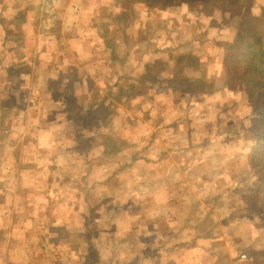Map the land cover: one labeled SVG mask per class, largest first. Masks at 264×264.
<instances>
[{
	"label": "crops",
	"instance_id": "0c3cea01",
	"mask_svg": "<svg viewBox=\"0 0 264 264\" xmlns=\"http://www.w3.org/2000/svg\"><path fill=\"white\" fill-rule=\"evenodd\" d=\"M109 1H4L0 26L7 16L11 20L17 17L9 12L21 11V17L13 20L19 24L23 42L7 44L11 36L4 21L0 130H6L0 135V196L4 197L0 202V264H254L250 254L264 251V236L259 237L264 223L252 212L255 194L236 180L235 164L240 161L218 156L219 150L209 145L212 139L211 143L204 138L195 140L202 130L212 129L205 128L203 102L207 95L226 87L225 70L224 77L217 78L213 64L206 63L214 57L207 54L209 58L202 60L204 43L195 41L187 49L196 53L195 59L177 71L171 56L165 61L163 55H157L185 52L184 44L172 46L167 40L172 31L168 14L155 24L154 30L165 32L154 51H147L150 39L140 37L137 26L130 37L122 29L115 40L112 33L119 19L113 11L119 9ZM131 4L130 22L139 26L140 11ZM145 10L143 26L150 30L154 13ZM124 14L120 13L121 22L126 19ZM90 21L99 27L89 33L85 30ZM224 29H231L228 41H221L222 45L212 42L218 49L224 45L223 52L216 51L222 70L235 33L233 27ZM142 41L144 47H140ZM133 56L138 59L134 61ZM154 59L158 64L152 63ZM203 69L206 76L201 79ZM189 78L201 79L208 86L194 87L195 92L190 93L182 86ZM34 84L40 88L35 89ZM81 98L83 105L78 104ZM61 125V130H70L65 144L58 135ZM234 126L228 125L227 131L235 132ZM93 133L102 137L98 143L93 142ZM107 133L121 135L108 141L104 140ZM93 143L101 148L103 164L96 173L99 178L94 177L95 171H87L101 182L96 219L85 220V214L94 208L88 199L82 221L76 220L73 203L62 211L59 205H41L37 211L45 213L42 219L31 215L36 210H23L12 203L10 208L8 196L12 199L13 193L8 172L17 160L47 165L68 160L70 164L83 149V172L95 170L90 164ZM61 148L68 150V159ZM87 154L90 160H86ZM246 160L244 157L243 164ZM70 172L76 174L79 169ZM84 175L77 178L81 188L70 180L76 175L69 174L65 189H48L54 190V196L64 190L70 197L79 188L87 198ZM219 179L231 181V187H224ZM17 210L29 214L16 218L12 213ZM64 229L70 235H59ZM86 229L92 231L90 240L85 238ZM255 229L259 232L253 238ZM87 243H94V248L82 252L81 246ZM235 243L251 244L241 251ZM71 244L76 246L74 251L62 253L72 249ZM243 253L248 254L247 259L242 258Z\"/></svg>",
	"mask_w": 264,
	"mask_h": 264
},
{
	"label": "rangeland",
	"instance_id": "374dc122",
	"mask_svg": "<svg viewBox=\"0 0 264 264\" xmlns=\"http://www.w3.org/2000/svg\"><path fill=\"white\" fill-rule=\"evenodd\" d=\"M4 1L5 0H0V14H4ZM105 1H109V0H105ZM112 1V5L117 4L119 11L114 10V13H118V19L119 22L116 21V28L114 30V32L112 33V36L116 38L118 37V39L120 38V35L124 34L126 35V37H130V35L133 33L132 30L134 28V26L139 27V35L140 37L142 36L145 40L146 37H148L149 43H150V47L151 48H147V51H154V47L155 45H157L159 39H162V34L165 32L164 29H155V24H158V22L161 20L160 17L163 14H168L169 15V26L172 28V31L170 32L169 37H167L168 42L170 43V45H174V44H184V51L185 52H181L186 54V52H190L187 51V49L189 48H193L194 43L196 42L197 44H201L204 43L201 47H204V53L203 56L201 57L202 60H206L209 58V55L212 54V57H214V61L211 59H208V61L206 62L207 64L212 65L213 64V69L212 72L215 73L217 75V78L221 77L222 74V78L224 77V69L222 70V66L219 63V60L217 59V50L218 51H224V45L221 46L222 44L220 43L221 41H228V33L229 30L231 32V29H222V31H218L219 29L216 28L215 24L211 25L212 23L210 22V18L207 16H203L201 14H199L197 12V9L193 8V7H183L182 10H179L177 6H172V5H168L169 7H167V11H161L160 9L156 8L155 11H153V16L150 20V30L144 29V12L146 11L144 8V6L142 4L139 3H135V7H133L134 9L140 11V16L141 18H139V21H136L137 23L139 22V26L136 25V23L133 24V22L131 23L130 21V14L131 11V3L125 4L124 1L122 2L121 0H110L109 2ZM252 3L254 4H262L264 5V0H252ZM7 7V6H6ZM125 11V17L126 19H124V22H121L120 20V13H123ZM11 14H15L17 15V17H13V19H16L18 17H21V11L17 12V10H14L12 12H9ZM10 14V15H11ZM180 15H183V19L182 21L179 20V17H181ZM1 17V15H0ZM8 20H4L2 19V26H0V35L2 34L1 31H3V27L7 25V29L9 30L8 36H11V38L8 39V43L7 44H15V43H19V42H23L21 39H23V37H21L20 33V29H19V24L15 23V21L12 19H10V16H7ZM4 21L6 22V24L4 23ZM14 21V22H13ZM127 21V23H125ZM260 20V19H256L255 21L252 22L254 31L257 35L262 36L264 34V22ZM10 22V23H9ZM15 23V24H12ZM121 23V24H120ZM133 24V25H132ZM122 25V26H121ZM87 26V32H91L95 29H97V27H99V25H93V22L90 21L89 24L86 25ZM123 27V28H122ZM95 28V29H94ZM160 28H163L162 26H160ZM123 29V32H122ZM218 31V32H217ZM234 32V30H233ZM232 33V32H231ZM232 35V34H230ZM150 36V37H149ZM1 38V37H0ZM214 38L213 41L211 42H207V40ZM189 39H192L191 41H189ZM195 41V42H194ZM188 42V44H186ZM220 43L221 46L219 49L216 47V45H212L213 43ZM169 43H167L169 45ZM3 43H1V39H0V49L2 51V46ZM141 45V46H140ZM140 47H144L145 45V41H142V44H140ZM136 46V45H135ZM195 46V45H194ZM139 47V48H140ZM177 49H183L181 47H178ZM176 49V51H177ZM173 50V49H172ZM175 50V49H174ZM206 50V51H205ZM0 51V52H1ZM182 51V50H179ZM177 53V52H176ZM19 54V53H18ZM175 52H161V53H157V55H163L164 60L167 61L169 60L170 56V60L172 63L175 62V56H174ZM192 61L193 59H195L196 57V53H192ZM139 56V55H138ZM159 56V57H160ZM216 57V58H215ZM134 61L137 60V56H133ZM0 60H3V54L2 52L0 53ZM200 61V60H198ZM159 62L158 60L154 59V61L152 63H157ZM158 64V63H157ZM172 66V65H171ZM154 67V66H153ZM173 70L176 66H172ZM175 71V70H174ZM16 74V73H15ZM182 74L178 75L181 76ZM0 80L4 81V68L3 66H0ZM124 80V79H123ZM39 84H43V81L38 82ZM140 85V84H139ZM141 87V85H140ZM34 88L35 89H39L40 86L38 84H34ZM207 87H205L206 89ZM221 88V87H220ZM195 89V88H194ZM198 90V89H195ZM207 91V90H206ZM0 92H4V86L2 83H0ZM235 93V97L234 96ZM205 95V94H204ZM202 96H198V100L201 99ZM202 100V99H201ZM2 102V101H0ZM78 104L83 105L84 100L83 98H81ZM77 104V105H78ZM1 105V103H0ZM192 106V105H191ZM203 108L205 109L204 113H206L205 118H204V123H205V128L207 127H211L212 129H204L202 130L200 133L196 134L197 136H195V140H201V139H205V141H209L212 139L214 141H211L209 145H213V147L219 150V154L218 156L223 157L226 156L227 158L232 157V159H238L239 164H235L236 166V180L239 179V183L241 182L244 187H248L250 189H252L253 191H251V193L255 194V197L258 198L259 194L261 195L262 198H264V181L262 183V185H258L256 184V186L258 187L257 190L255 191L254 187H255V181L261 177H264V148L261 149L260 151H257L256 148H253L252 154L251 151L249 152V143L252 142V145H255V139L257 137H259L260 139H262V142L264 143V123H262L261 125H258L262 130L260 131L259 129V136L255 135L253 133L252 130V123L253 120H258L260 118V114H264V106L260 105V104H255L254 106L251 105V102L248 100L247 98V94L245 93L243 86L242 85H237V87L234 88H228L225 87L222 89H220L219 91H216L211 95H207L206 99H204L203 102ZM253 117V118H252ZM218 126V128H216L215 126ZM228 125H235L234 129L235 132H232L231 130L227 131V127ZM214 126V127H213ZM62 127H64V125L59 126L58 129V135L60 136V141L61 143L65 144L67 143V137L69 135L70 130H61ZM231 129V128H230ZM246 129V131L244 130ZM5 130L6 129H1L0 130V135L4 136L5 134ZM121 134L120 133H107V136H105L104 140H108V141H112L114 138L119 137ZM114 137V138H113ZM102 137L98 136L95 137L94 133H93V142H99L101 140ZM110 139V140H109ZM112 139V140H111ZM219 140V141H217ZM93 143V147H92V161L90 164H93L95 167V170L93 168H89L87 169L85 172V166L83 163L84 160V152L83 149H81L82 154L77 156V161L75 163H70L68 162V160H64L65 162L63 163H59V164H35L34 162H29L27 164L24 163H19L20 160H17L14 164L13 167H10V170L8 172L9 174V178H10V183H9V191L12 194V199L11 196H8L9 201H10V208L11 203L13 204L14 207H18L21 208L23 210H26L27 208L34 211L36 210V212H30L31 215H36V216H41L42 217L45 215V213L43 211L39 212L37 211V208L40 209V206H46L49 205V207H51V205H53L54 207H56V205L60 206V209L62 211V207H68L69 205H75L76 206V220L77 221H82V218L84 216V214H82V210L84 211V204L86 202V200L88 199L89 204L92 205V207H94L92 209L91 212H87L85 214V220L88 222H92L93 219L97 218V215H99L98 210L100 208L99 206V196H97V191L101 185L100 179H93L90 177V174L88 172L93 173V171H95V176L97 177V174L101 171V168L103 167L101 158L99 156L100 147H96L95 144ZM49 145V144H47ZM220 146L221 148H223L224 150L222 151V149L220 150ZM49 149V153L51 151V149L48 147ZM29 151V149H28ZM76 151H79V149H77ZM60 152H62V156H64L65 158L68 159V150L66 148H61ZM64 153V154H63ZM249 154L256 156V157H260L258 162L255 163H248V159L246 160V163L243 164V158H247L249 156ZM61 156V153H60ZM86 160H90L88 157V154L86 155ZM63 159H61L62 161ZM244 166V167H243ZM252 166V167H251ZM112 169H114L113 166H111ZM75 169L78 170V173H73L70 172V169ZM43 169V170H42ZM88 171V172H87ZM230 171V169L228 170ZM242 171V172H241ZM231 172V171H230ZM97 173V174H96ZM76 175L75 179H70L74 182V180H76L77 185L79 186V188H81L82 186V181L78 180V177H82V175H84L85 179H86V185H88V196L87 198H84L85 196L82 193V189L77 188L76 191V196H70L64 192L63 189V193L64 194H60L58 192V194H56L55 196L53 195V191L49 190L48 187L49 186H55V187H62V188H66V185L64 183V181H66L68 179V175ZM64 177H66V179H64ZM8 180V179H7ZM220 182L223 184L224 187H231V181H225L223 179H219ZM20 185V186H19ZM39 187V188H35V187ZM90 187V188H89ZM43 193V194H42ZM91 195V196H90ZM255 198V199H256ZM4 197L0 196V202H3ZM46 204V205H45ZM259 204L256 201L253 205L252 208V212L255 215H258V208ZM23 207V208H22ZM65 208V209H66ZM13 216H15L16 218H24V215H28L29 212H21L20 211H14V213H12ZM48 214H51V212H48ZM44 218V217H43ZM49 218V217H48ZM262 224L264 223V216H262L261 219ZM100 229L99 226H97V230ZM256 230V229H255ZM257 232V233H256ZM256 234L253 233V235H251L253 238L257 236L258 234V230H256ZM70 231L67 230H63L61 231V233L59 235L63 236V235H67L69 234ZM85 238H87L88 240H90V236L92 235V231L89 232V229L85 230ZM70 235V234H69ZM77 235H80L77 233ZM83 236V235H81ZM264 236V232L261 231L259 237H263ZM259 238V240H260ZM253 240V239H252ZM94 244V243H93ZM93 244L87 243L85 245V247H87V250L85 251V247L81 246V251L82 252H88L90 249L94 248ZM236 244V247L239 248V250L243 251L245 248H248L250 246L251 243H246V245H240V244ZM68 247H70L68 245ZM71 248L72 249H65V252L63 251L62 253L67 254V252L70 251H74V249L76 248L73 247V244H71ZM250 248V247H249ZM238 251V250H237ZM240 251V252H241ZM249 253V252H248ZM250 256L253 258V263L254 264H260L262 262H264V254H261L260 252H255V253H251ZM64 264H69L68 261H66Z\"/></svg>",
	"mask_w": 264,
	"mask_h": 264
},
{
	"label": "trees",
	"instance_id": "16d2710c",
	"mask_svg": "<svg viewBox=\"0 0 264 264\" xmlns=\"http://www.w3.org/2000/svg\"><path fill=\"white\" fill-rule=\"evenodd\" d=\"M125 4L139 3L146 7L151 13L156 8L161 11H167L168 5L177 6L179 10L183 7H193L203 16L210 18L211 25L215 24L217 29L233 27L235 33L232 41L229 43L228 50L223 57L225 70L224 86L228 88L242 85L251 105L260 104L264 106V37L257 35L254 31L252 22L256 19L264 21V5L254 4L252 0H123ZM192 54L190 52L178 53L175 55L174 66L177 71L187 63H192ZM206 76L204 69L200 75L201 79ZM201 79H185L183 87L187 88L190 93L196 89L204 88L208 84L202 85ZM253 118V117H252ZM264 123V114L260 118L253 120V133L259 136L260 128L258 125ZM262 129L260 128V131ZM249 152L256 148L260 151L264 148L262 139L257 137L255 145L249 143ZM249 154L248 163L252 164L259 161L260 157ZM252 167V166H251ZM264 177L255 181V191L258 185H262ZM251 191H253L251 189ZM259 203L258 216H264V198H257ZM264 254V251H261Z\"/></svg>",
	"mask_w": 264,
	"mask_h": 264
},
{
	"label": "built area",
	"instance_id": "2783aa9c",
	"mask_svg": "<svg viewBox=\"0 0 264 264\" xmlns=\"http://www.w3.org/2000/svg\"><path fill=\"white\" fill-rule=\"evenodd\" d=\"M247 256H248L247 253H243V254H242V258H243V259H247ZM244 264H246V263H244Z\"/></svg>",
	"mask_w": 264,
	"mask_h": 264
}]
</instances>
